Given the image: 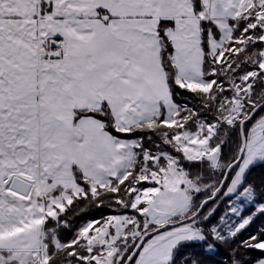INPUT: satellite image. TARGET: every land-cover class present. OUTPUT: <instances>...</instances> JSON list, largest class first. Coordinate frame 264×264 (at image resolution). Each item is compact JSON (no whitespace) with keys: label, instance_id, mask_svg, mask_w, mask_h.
I'll list each match as a JSON object with an SVG mask.
<instances>
[{"label":"snow or ice","instance_id":"1","mask_svg":"<svg viewBox=\"0 0 264 264\" xmlns=\"http://www.w3.org/2000/svg\"><path fill=\"white\" fill-rule=\"evenodd\" d=\"M258 166L264 0H0V264H264Z\"/></svg>","mask_w":264,"mask_h":264},{"label":"trees","instance_id":"2","mask_svg":"<svg viewBox=\"0 0 264 264\" xmlns=\"http://www.w3.org/2000/svg\"><path fill=\"white\" fill-rule=\"evenodd\" d=\"M251 125L249 126V129H250ZM233 140H235V137H233ZM230 147H234V144L231 145ZM226 151H228V149H226ZM250 180H253L255 181L257 184L260 183V181L262 179H264V166H258V167H255L252 172H251V175L249 177ZM223 211V206H221L220 208V212ZM89 215H93V216H98L99 213L95 210V209H92L89 211L88 213ZM70 219L72 220V222L74 224H78L80 221L79 219L73 215L72 217H70ZM66 231V230H65ZM67 238V237H65ZM197 253H200L199 255V259L203 260L204 261V264H216L217 261L223 259L224 260V264H227V258L226 256L224 255L223 252H221L219 255L215 256V257H205L201 252H200V249L196 248V249H192L188 252V255H193L195 256ZM180 257H178V261H179Z\"/></svg>","mask_w":264,"mask_h":264}]
</instances>
